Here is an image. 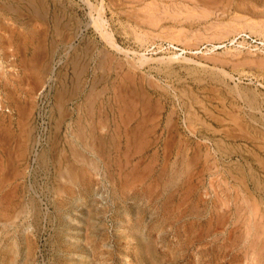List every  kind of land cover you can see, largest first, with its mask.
I'll list each match as a JSON object with an SVG mask.
<instances>
[{
	"label": "rangeland",
	"instance_id": "obj_1",
	"mask_svg": "<svg viewBox=\"0 0 264 264\" xmlns=\"http://www.w3.org/2000/svg\"><path fill=\"white\" fill-rule=\"evenodd\" d=\"M0 264H264V0H0Z\"/></svg>",
	"mask_w": 264,
	"mask_h": 264
},
{
	"label": "bare ground",
	"instance_id": "obj_2",
	"mask_svg": "<svg viewBox=\"0 0 264 264\" xmlns=\"http://www.w3.org/2000/svg\"><path fill=\"white\" fill-rule=\"evenodd\" d=\"M220 2H221V1H220ZM98 11H99V10H98ZM98 13H99V12H98ZM93 18H94V17H93ZM97 20L100 21V22L103 21V19H101V18H100V19H97ZM95 22H96L97 24H100V23H98L96 20H95ZM103 22H104V21H103ZM103 22H102L101 24H102L103 27H104ZM96 23H95V24H96ZM95 24H94V25H95ZM97 24H96V25H97ZM101 24H100V25H97L98 28H96V26H95V28L99 30L100 26H102ZM101 30H102V27H101ZM103 30H104V31H103V34L106 33V32H105V29H103ZM99 32H100V31H99ZM100 34H101V32H100ZM103 34H102V35H103ZM109 34H110V33L107 32V35H109ZM105 35H106V34H105ZM107 35H106V38H108V39L111 38V34H110L109 37H108ZM111 45H112V44H111ZM114 45H115V44H114ZM148 59H150V58H148ZM137 60H138V59H137ZM45 67H46V65H45ZM44 73H45V72H44ZM75 81H76V80H75ZM58 93H59V92H58ZM55 94H56V93H55ZM62 94H63V93H62ZM62 96H63V95H62ZM192 96H193V95H192ZM239 98H240V97H239ZM221 112H222V111H221ZM61 115H62V114H61ZM225 115H226V114H225ZM219 120H220V119H219ZM236 121H237V120H236ZM219 122H220V121H219ZM133 129H134V128H133ZM221 130H222V129H221ZM135 132H136V131H135ZM214 132H215V131H214ZM243 137H244V136H243ZM252 151H253V150H252Z\"/></svg>",
	"mask_w": 264,
	"mask_h": 264
}]
</instances>
